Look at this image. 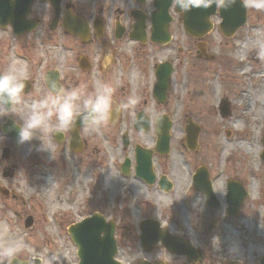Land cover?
<instances>
[{"label":"rangeland","instance_id":"1","mask_svg":"<svg viewBox=\"0 0 264 264\" xmlns=\"http://www.w3.org/2000/svg\"><path fill=\"white\" fill-rule=\"evenodd\" d=\"M40 6V3L35 5ZM250 12L251 21L240 38L244 41H229L216 27L205 35L208 52L215 55V61L199 60L195 44H187L189 53L182 56L173 100L178 96L177 99H186L188 113L183 117L177 113L172 118V156L176 165L168 172L175 182L169 194L160 195L137 184V189L135 185L131 189L123 187L114 164L102 169V151L98 153L92 145L79 156L80 161L73 168L67 154L55 148L51 140L52 150L41 149L38 143L33 150L25 143L15 149L11 144V158L2 161L0 156V188L9 190L8 196L0 193V223L9 225L10 235L21 236L28 247L42 255L43 264H49L53 256L56 264H76L75 245L67 232L71 222L100 212L107 219H118L120 227L128 229L129 223L151 210L158 214L165 212L167 221V218H176L171 227L203 250L205 259L198 264H261L260 257L264 256V160L260 156L264 138V58L258 55L257 45L264 41V10L252 8ZM252 51L253 60L249 58ZM233 56L247 63L248 73L240 74L238 66L232 69ZM244 88H248V95L240 92ZM224 98L231 116L222 117L216 112L218 101ZM192 111L197 112L193 117L204 124L195 151H199L200 161L213 173V185L223 205L227 179L239 181L248 192L241 209L233 216L227 215L224 207L204 213L197 192L189 191L191 168L182 163L186 148L182 145L180 127L183 118L191 120L188 114ZM2 142H6L4 138L0 145ZM96 145L102 147L100 142ZM223 145L227 147L224 152ZM55 151L58 154L50 167L49 153L53 156ZM109 152L117 151L110 148ZM44 160L47 162L43 163ZM9 167L14 169V174L3 176ZM122 190L124 194L120 197L115 194ZM172 210L175 215L171 214ZM214 215L217 219L212 220ZM29 216L33 224L25 228L24 221ZM19 258L30 256L24 252ZM165 258L173 259L167 255ZM174 264L193 263L179 257Z\"/></svg>","mask_w":264,"mask_h":264},{"label":"flooded vegetation","instance_id":"2","mask_svg":"<svg viewBox=\"0 0 264 264\" xmlns=\"http://www.w3.org/2000/svg\"><path fill=\"white\" fill-rule=\"evenodd\" d=\"M174 1L176 0L172 1L173 4ZM38 2L41 6L35 7ZM154 2L155 0H60L55 6L47 0H36L25 16V19L35 22L34 29L20 22L18 16L3 19L9 23L0 25V72L16 63L26 65L29 73L20 104L8 109L14 111L16 116L0 117V134L8 142L7 145L13 144L7 132L19 129L20 117L26 114L32 101L42 99L59 89H78L87 98L94 93L98 81L105 82L114 88V106L107 123L96 130L100 134L82 125L79 118L72 127L62 131L55 128L53 121L52 128L44 136L45 143L49 145L51 140L55 148L69 156L72 164L92 145L98 153L102 151V169L114 164L123 187L131 189L135 185L134 188L137 189V184L160 195L169 194L175 188V182L169 173L176 165L172 156V118L178 116L177 113L182 117L188 113L186 99H177L180 97L178 96L173 100L176 95L174 87L179 79L178 68L182 65V56L189 53V42L195 44L199 60L205 59L204 54L200 55L202 51L198 47L201 46L208 53L209 43L205 36L194 37L184 30L181 14L176 17L174 15V5L168 7V14H153L157 11ZM251 9L244 8V23L231 37H226L219 27L222 19L219 13L212 17L214 27L229 41H244V38H240L251 21ZM9 19L14 21V26ZM180 28L182 31H178ZM232 46L236 48L235 44ZM251 53L250 59L254 52ZM218 57L217 54L216 59ZM211 61H215L214 58ZM218 65L221 67L222 63ZM235 65L236 62L233 66ZM53 82L56 89L51 88ZM130 98L135 99L134 105L116 110L117 105H123ZM195 113L197 112L192 111L188 114L192 121L183 118L184 123L180 127L183 133L182 145L186 148L182 163L189 168L202 166L213 185V173L200 161L199 151H195L204 125L193 117ZM189 124L194 125L198 134L196 146L193 147L195 150L192 151L185 137L189 132ZM167 131L170 137L166 144L164 135ZM95 134L101 138L98 137V140ZM34 140L38 145L41 144L39 139ZM31 141H28V145L33 150L35 144ZM98 142L102 144L101 148L96 145ZM73 147L79 148V151H72ZM110 148L117 152L111 154ZM57 154L58 151H55L53 157L56 158ZM213 189L217 206L220 203L215 208L207 205L204 196L196 190V197L202 203L204 213L224 206L214 185ZM115 194L120 197L124 190ZM171 214L176 213L172 210ZM216 217L214 215L212 219ZM145 219H152L147 227L149 232L158 226L170 230L180 240L188 239L181 231H175L171 227L176 218H167V221L165 212L158 214L146 210L137 221L128 224V229H122L117 219L116 258L120 262L174 264L175 258L179 257L188 261L185 256L168 251L159 241L144 240L139 223ZM205 221L206 219L203 223ZM145 235L150 237L149 234ZM166 255L173 259L165 258ZM204 256L201 255V259ZM29 259L22 258L26 261Z\"/></svg>","mask_w":264,"mask_h":264},{"label":"clouds","instance_id":"3","mask_svg":"<svg viewBox=\"0 0 264 264\" xmlns=\"http://www.w3.org/2000/svg\"><path fill=\"white\" fill-rule=\"evenodd\" d=\"M237 0H177V3L184 11L192 7H210L215 4L219 8H227L236 3ZM245 7L256 10H264V0H242ZM258 55L264 58V41L257 45ZM29 79L26 65L12 63L9 67L0 72V117L15 115L9 111L14 105H18L22 99ZM52 89H56L53 82ZM114 88L105 82L98 81L93 94L83 97L78 89H59L50 92L42 99L34 100L29 105L26 114L20 117L18 126L19 143H25L33 139L41 141L40 148L52 150L51 146L45 143L44 136L52 127L55 121L57 130H64L72 127L79 118L82 125L92 130H98L107 123L109 114L114 106ZM82 102V107H81ZM136 103L130 98L123 105H117L116 110L128 108ZM37 133H40L37 136ZM3 138L0 137V140ZM27 252L30 259L27 264H42V255L35 249L26 245L24 239L18 235H10V228L7 223H0V264H13L21 253ZM49 264H56V257L53 256Z\"/></svg>","mask_w":264,"mask_h":264},{"label":"water","instance_id":"4","mask_svg":"<svg viewBox=\"0 0 264 264\" xmlns=\"http://www.w3.org/2000/svg\"><path fill=\"white\" fill-rule=\"evenodd\" d=\"M2 0H0L1 3ZM29 4L32 0H28ZM159 0L156 2L158 5ZM176 9L178 11L183 10L179 4L177 3ZM220 14L223 17L224 26L223 30L225 33L230 34L234 29L237 28L235 24L236 21V9L234 8H219ZM184 11V10H183ZM216 11V5L212 4L210 7H197L194 6L189 11H184L183 13V23L184 27L187 31L191 32L193 35H202L208 32L212 28V23L210 22L209 18L212 14ZM235 15V17H234ZM240 16V11H239ZM243 17V16H242ZM243 19V18H242ZM234 23V25H233ZM240 24V23H239ZM238 24V25H239ZM29 25H34V22H29ZM223 25V24H222ZM223 114L228 113V109L226 106L223 108ZM190 129V128H189ZM166 136V138H165ZM164 139L167 142L168 134L167 132L164 135ZM196 139V133H194L191 129L189 132L188 140L194 141ZM262 157L264 158V151L262 153ZM207 173L200 169L198 170L197 177H199L201 190L207 194L206 198L210 203L212 198L210 197L212 194L209 182L207 179ZM246 196V192L236 183L229 182L228 183V212L230 214H235L241 204L243 199ZM27 224H31V218H28L26 221ZM148 222L144 221L143 224ZM104 235L100 236V232L104 229ZM69 232L79 247L78 255L80 257L79 264H118L112 259L113 252L115 250V243L113 239V228L111 224L104 225V219L98 215L94 214L91 217H88L81 221L80 223L72 226L69 229ZM78 235V236H77ZM153 239H160L163 244L172 249L173 246L177 245V242L173 239H170L166 235L158 234ZM179 247L181 245H178ZM179 253H183L193 258H198L200 255L199 253H195L192 248H187L186 246H181L178 250ZM194 254V255H193ZM13 264H27L21 263L16 260L13 261ZM262 264H264V260H262Z\"/></svg>","mask_w":264,"mask_h":264},{"label":"bare ground","instance_id":"5","mask_svg":"<svg viewBox=\"0 0 264 264\" xmlns=\"http://www.w3.org/2000/svg\"><path fill=\"white\" fill-rule=\"evenodd\" d=\"M238 64L240 65V70H239V73L240 74H245V73H248V69H247V63H245L244 61H242V60H239L238 61ZM248 88H245V90H244V95L246 94V95H248ZM247 101H249V98H247L246 99ZM240 113H242V112H240ZM241 131H243L242 129H241ZM223 148H222V150H223V152L227 149V147L225 146V145H223L222 146Z\"/></svg>","mask_w":264,"mask_h":264}]
</instances>
